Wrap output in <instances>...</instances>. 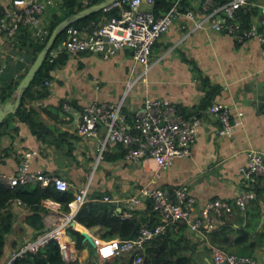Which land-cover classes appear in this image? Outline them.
<instances>
[{"label": "crops", "instance_id": "1", "mask_svg": "<svg viewBox=\"0 0 264 264\" xmlns=\"http://www.w3.org/2000/svg\"><path fill=\"white\" fill-rule=\"evenodd\" d=\"M52 1L54 4L41 17L46 28L56 19L65 17L61 8L62 0ZM78 1L87 4L95 0ZM204 1L190 0L182 5L181 11H192L195 18L191 20L180 15L173 21L168 32L154 44L146 71L136 67L135 74L132 73L131 49L120 52L110 60H102L89 53L70 57L64 51L69 58L50 73L51 80L46 86L49 96L32 103L41 122L51 130L40 131V141L36 135L31 134L26 124L13 118L8 127L0 131H4L0 134V173L15 175L22 156L33 153L31 171L64 178L72 185L69 191L73 195L88 183V197L106 192V195L116 199L134 196L146 184L163 189L169 194L173 190L175 192L184 188L187 196L195 201L194 211L197 214L206 212L214 221L215 225L209 232L224 226L223 231L228 234L229 240H234L239 235L237 229L247 225L252 219L247 209H254L252 201L255 197L243 210L231 209L228 212L225 208L209 206L218 201L232 208L236 196L246 184L240 172L246 166V153L250 151L264 156L262 49L255 39L238 42L227 31L212 29V19L203 8ZM254 3L250 7L258 9L259 5H264V0ZM5 6L6 1L0 0V15ZM148 8L147 5H142L143 10ZM195 22H201V28H196ZM259 22L257 12L251 23L258 27ZM26 35L36 44L29 31ZM21 38L20 34L13 39L0 38V94L9 87L16 86L7 101L15 100L17 86L33 64L32 51L27 48L28 40L22 46ZM18 39L20 42H17ZM135 78L137 80L134 83ZM145 97L173 103L177 106L179 115L190 117L187 119L209 118L205 112L212 104L218 103L228 109L233 120L239 115L240 125L234 129L231 138L227 139L217 135L218 121L210 118L212 122L209 125L203 122L198 129L197 141L190 145L189 157L175 160L171 168L160 173L155 181L151 173L142 171L140 163L127 162L124 157L114 160L119 155V146L114 143H106L103 155L97 162L100 152L97 144L100 143L103 131L99 130L94 140L78 136L77 126L83 107L94 100L101 103L121 102L122 112L132 121L136 112L140 111ZM4 103L0 100V105ZM64 105H68L69 109H63ZM12 115L6 116L3 122ZM12 130H17V133ZM113 157L114 159L107 160ZM261 180L262 178H258L254 184V193L260 187ZM43 207L47 209L43 218L46 229L47 222L60 218L64 211L61 204L52 200H45ZM145 207V202L139 205L132 218H139V213ZM120 209V206L117 207L119 212ZM70 210L69 206L68 212ZM5 211L12 213L13 225L6 237L0 264H5L24 241L34 238L38 233H32L26 227L25 219L30 215V210L18 200L9 202ZM239 216L244 220L238 219ZM263 221L262 217L256 232L261 229ZM78 226L85 230L83 226ZM206 232L208 231L191 233L185 229L182 244L172 245L175 255L169 261L176 262L182 258L185 264H213L212 247ZM95 233L91 234L97 237ZM82 243L84 248L77 251L78 258L81 264H88L91 247L83 240ZM262 252L264 248L254 252L253 258L257 264H264ZM145 255L146 253L144 259Z\"/></svg>", "mask_w": 264, "mask_h": 264}, {"label": "built area", "instance_id": "2", "mask_svg": "<svg viewBox=\"0 0 264 264\" xmlns=\"http://www.w3.org/2000/svg\"><path fill=\"white\" fill-rule=\"evenodd\" d=\"M5 1V9L0 15V38L13 39L20 29H24L26 32L29 31L36 43L44 44L49 31L41 21V17L54 2L52 0ZM188 1L190 0H171L170 8L160 16H156L153 12L154 0H119L103 9L105 13L117 11L104 23L84 29L73 26L67 28L64 31L66 38L59 45V50L65 51L70 57L89 53L99 56L102 60H110L120 52L131 49L132 73L135 74L136 67L146 71L149 68L154 44L168 32L173 21L180 15L191 20L195 18L192 11L184 13L181 11L183 3ZM143 4L149 8L143 10ZM249 5H253L250 0H229L222 4L205 0L203 8L212 19L210 24L212 29L225 30L238 42L248 39L258 41L261 45V61L264 65V5H259L261 10L259 27L251 25L250 29H246L238 23L237 11ZM195 27L201 28V22H195ZM57 56V48L50 51L47 57L49 63H52ZM136 80L137 78L134 83ZM45 85H49V82H45ZM131 87L132 85L126 91ZM64 108L68 109L66 105ZM206 114L209 116L207 119H185L179 115L177 106L173 103L159 98L145 97L140 111H137L134 119L129 121L127 115L122 112L121 102L101 103L94 100L83 107L77 134L83 139L94 140L99 130H102L103 136L97 144L100 149L97 162L101 159L106 143H114L123 150H128L124 154L125 161L140 163L142 171L151 173L155 181L160 173L171 168L175 160L189 157L190 145L197 141L198 129L203 122L209 125L212 122L210 118L218 121L217 135L227 139L231 138L234 129L240 125L239 115L233 120L228 109L218 103L212 104ZM31 157L30 153L24 155L15 175L0 173V183L13 187L18 184L40 182L42 186L52 185L58 191H68L72 188L64 178L32 172L29 161ZM240 172L246 181L244 187L247 189L243 187L236 196L232 208L218 201H214L210 208H225L228 212L231 209H245L248 202L255 197L254 184L257 179L262 178L264 183V156L247 152L246 166ZM88 194L89 184L76 192L74 200L69 203L70 212L47 222V228L34 238L24 241L5 264H14L15 259L21 255L37 253L51 242L58 244L64 264L76 263L79 259L68 230L72 228L80 208L87 202ZM145 198L153 199V211L159 215L160 224L152 228L147 227L146 224L141 225L132 239H114L105 242L92 237L99 261L123 259L128 255L132 259L131 264H142L146 244L154 238L165 235L168 227L184 223L187 231L200 233L211 230L215 225L206 212L197 214L194 211L195 201L187 196L184 188L177 189L173 195H170L163 189L146 184L134 196L125 199L104 196L102 201L120 204L121 218L132 219L134 210L145 202ZM211 255L213 264H257L255 258L225 253L215 248L211 249Z\"/></svg>", "mask_w": 264, "mask_h": 264}, {"label": "trees", "instance_id": "3", "mask_svg": "<svg viewBox=\"0 0 264 264\" xmlns=\"http://www.w3.org/2000/svg\"><path fill=\"white\" fill-rule=\"evenodd\" d=\"M101 1L103 0H95L84 4L80 3L78 0H62L61 8L65 14V17L56 19L49 25V27H47L49 31L47 40L50 37L52 31L62 20ZM213 1L216 4H222L229 0ZM254 2H257V0H250V3L255 4ZM186 3L187 2L183 3V6ZM170 6L171 0H154L153 12L156 16H160L161 14L165 13L170 8ZM116 12V10H113L109 13L99 11L73 24V27L78 29L91 28L93 25L104 23L111 16L115 15ZM257 12L259 13V17H261L260 6H258L257 9L256 7H250L249 5L238 10L236 14L240 21L241 27L250 29L252 25L251 20L257 14ZM18 34H20L22 38L21 42L20 39H18L17 42H20L22 46H24V43L28 40L27 48H30L32 51L33 63L46 42L44 44H34L29 40L24 29H20ZM65 38L66 34L63 32L58 37L54 45V48H57L58 50L57 58L52 63H49L48 60L44 62L30 86L25 90L20 107L14 115L8 117L9 119L7 121H4L2 124H0V131L4 127H8L9 122L13 120V118H16L18 122L26 124L31 134L36 135L40 141H42V138L39 136L40 131L51 130L41 122V118L32 107V103L49 96V89L46 87L47 85H45V82H49V80H51L50 73L56 70L59 66H62L69 58L64 51L59 50V45ZM15 87V85L11 86L7 89V91L1 92V103L6 102L11 97ZM181 115L186 119L190 118L189 116H185L183 114ZM12 131L17 133V130ZM3 132H0V134ZM117 150L119 151V155L116 156L115 159L114 157L107 158L108 161L112 159L118 160L124 157L126 150H123L120 146L117 148ZM260 182V187H257L255 190V199L252 201V204H254L255 207L252 211L247 209V213L252 215L251 221L247 225L241 226L237 229L239 235L232 241L229 240L228 234L223 231L224 226L222 228L217 227L210 232H206L209 245H211L212 248L219 249L225 253L252 258L256 250L264 248V221L261 229L256 232V227L259 224L260 219L262 217L264 218V184L262 180ZM170 194L173 195L174 190L170 192ZM104 196L109 195H106V192H104L93 194L88 197V201L80 208L75 216L76 223L83 226L85 230L87 229L90 230V232L92 231L95 233V230L98 229V231L96 230L97 232L95 234L102 240L109 241L116 238L128 239L132 234L134 227L141 221V219H143V217H146L148 213L149 216L145 218V224L147 227H155L161 222L159 215L155 214L153 211L154 203L152 198L144 199L146 207L143 212L139 213V218L134 217L132 219H122L120 216L121 214L117 210V207L121 205L103 202L102 199ZM14 200L20 201L23 206L29 208L30 215L26 217L25 224L28 230L34 233L35 231L40 232L44 229L43 218L47 213V209L43 207V202L45 200H52L61 204L62 210L66 213L69 211V203L74 200V195L71 191H58L52 185L42 186L40 182L18 184L13 187L0 183V257L3 254L4 245H6V237L10 233L11 227L13 225V215L10 212H6L5 208L9 202ZM235 213H239V211H235ZM238 219L244 220V218L241 216H239ZM185 229L186 225L184 223L173 225L172 227H168L166 229L167 232L165 235L154 238L148 242L145 248L146 255L143 264H185V261L182 258L177 259L176 262L169 261V259H172L175 255V252L173 249H171L172 245L179 246L182 244V240H184ZM69 234L73 236L72 238L75 242V247L77 251L80 252L84 248V244L82 243L83 238L80 236V233L70 229ZM251 237H253L252 241ZM89 258L90 261L88 264H99L98 262L96 263L95 250L89 249ZM131 262L132 259L130 258L129 260L127 258H119L113 261H105L101 264H131ZM14 264L64 263L62 261L58 244L56 242H51L44 248L40 249L37 253H26L21 255V257L15 259ZM74 264L80 263L77 261Z\"/></svg>", "mask_w": 264, "mask_h": 264}, {"label": "water", "instance_id": "4", "mask_svg": "<svg viewBox=\"0 0 264 264\" xmlns=\"http://www.w3.org/2000/svg\"><path fill=\"white\" fill-rule=\"evenodd\" d=\"M119 0H104L97 4H94L68 18H66L64 21L60 22L55 29L52 31L50 37L48 38L46 44L42 48V50L38 53L37 57L35 58L33 64L23 77V79L20 81L19 85L16 89V96L14 101H7L4 104L0 105V124L3 122V120L8 115L15 114L18 108L21 105V101L24 95L25 90L30 86L31 82L34 80L35 76L37 75L39 69L43 66L44 62L47 59V56L51 49H53L56 40L58 37L69 27L73 26V24L81 21L82 19L93 15L99 11H103L104 8L110 6L114 2H117ZM145 219L143 218L141 220V223H138L130 235L129 239H132L135 234L137 233L138 229L140 228L141 224H143ZM72 227H75V223H72ZM80 233V236L83 238V242L87 243L91 248H95L93 239L91 236L83 230H78Z\"/></svg>", "mask_w": 264, "mask_h": 264}, {"label": "clouds", "instance_id": "5", "mask_svg": "<svg viewBox=\"0 0 264 264\" xmlns=\"http://www.w3.org/2000/svg\"><path fill=\"white\" fill-rule=\"evenodd\" d=\"M189 2V1H188ZM47 42V41H46ZM36 44H38V43H36ZM46 44V43H45ZM53 50H55V48L53 47V49H51V51H53ZM50 53V52H49ZM49 55V54H48ZM48 57V56H47ZM46 60H48V58L46 59ZM48 86V85H47ZM65 106V105H64ZM64 106L62 107L63 109H65L64 108ZM67 107H68V105H66ZM68 109H69V107H68ZM67 109V110H68ZM66 110V109H65ZM26 154V153H25ZM24 154V155H25ZM30 154H32V157L31 158H29V161H31V159L34 157V154L33 153H30ZM24 155L22 156V158L24 157ZM21 158V159H22ZM21 161V160H20ZM20 164V163H19ZM96 166V165H95ZM31 170V169H30ZM33 172V171H32ZM34 172H37V171H34ZM42 173V172H41ZM45 174V173H44ZM47 175H51V174H47ZM51 176H55V175H51ZM29 183H39V182H29ZM27 184V183H26ZM8 186V185H7ZM11 187V186H10ZM70 190V189H69ZM68 190V191H69ZM74 198H75V195H74ZM87 201H88V199H87ZM119 212V211H118ZM65 213V212H64ZM75 223V227H72V228H70V229H72V230H74V231H77L78 232V230H76L75 228H76V226L77 225H79V224H77L76 223V221L74 222ZM44 229H45V226H44ZM43 229V230H44ZM69 229V230H70ZM43 230H41L40 232H42ZM69 230H68V235L70 236V238H71V240L74 242V240H73V238H72V236L69 234ZM40 232H38L35 236H37V235H39L40 234ZM90 236L92 235L91 234V232L90 231H86ZM92 237H95V236H91V238ZM95 238H97L98 240H101V241H105V240H102V239H100V238H98V237H95ZM93 239V238H92ZM116 239H119V238H116ZM114 240V239H113ZM106 242V241H105ZM74 244H75V242H74ZM47 246V245H46ZM76 248V247H75ZM94 250H95V253H96V256H97V251H96V249L94 248ZM76 251H77V249H76ZM77 255H78V253H77ZM79 259V258H78ZM124 259V258H123ZM99 260V259H98ZM115 260V259H114ZM79 261V260H78ZM113 261V260H112ZM100 262V264L101 263H103V262H101V261H99ZM105 262V261H104ZM79 263H80V261H79ZM81 264V263H80Z\"/></svg>", "mask_w": 264, "mask_h": 264}, {"label": "rangeland", "instance_id": "6", "mask_svg": "<svg viewBox=\"0 0 264 264\" xmlns=\"http://www.w3.org/2000/svg\"><path fill=\"white\" fill-rule=\"evenodd\" d=\"M89 184V183H88ZM91 249H93V248H91ZM94 250V249H93ZM262 253H264V252H262ZM125 258H127L128 260H129V258H130V256H128V255H126V256H124ZM89 261H90V258H89ZM99 263L100 264V262H99V260H98V257L96 256V263Z\"/></svg>", "mask_w": 264, "mask_h": 264}, {"label": "bare ground", "instance_id": "7", "mask_svg": "<svg viewBox=\"0 0 264 264\" xmlns=\"http://www.w3.org/2000/svg\"><path fill=\"white\" fill-rule=\"evenodd\" d=\"M128 152V150H126V153ZM76 230H83V231H85L83 228H81L80 226H76V228H75Z\"/></svg>", "mask_w": 264, "mask_h": 264}]
</instances>
